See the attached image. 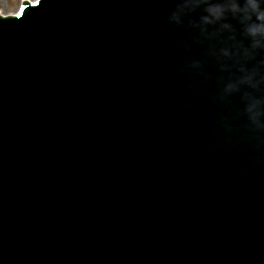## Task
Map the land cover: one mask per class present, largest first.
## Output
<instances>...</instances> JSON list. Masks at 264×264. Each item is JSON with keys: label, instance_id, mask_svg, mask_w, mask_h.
<instances>
[{"label": "water", "instance_id": "water-1", "mask_svg": "<svg viewBox=\"0 0 264 264\" xmlns=\"http://www.w3.org/2000/svg\"><path fill=\"white\" fill-rule=\"evenodd\" d=\"M165 11L42 0L0 18L2 264H264V169L213 172L185 140L208 115L168 95Z\"/></svg>", "mask_w": 264, "mask_h": 264}, {"label": "clouds", "instance_id": "clouds-1", "mask_svg": "<svg viewBox=\"0 0 264 264\" xmlns=\"http://www.w3.org/2000/svg\"><path fill=\"white\" fill-rule=\"evenodd\" d=\"M159 2L179 57L169 97L185 113L207 112L210 158L246 155L244 171L264 169V0Z\"/></svg>", "mask_w": 264, "mask_h": 264}, {"label": "rangeland", "instance_id": "rangeland-1", "mask_svg": "<svg viewBox=\"0 0 264 264\" xmlns=\"http://www.w3.org/2000/svg\"><path fill=\"white\" fill-rule=\"evenodd\" d=\"M24 0H0V14H7L11 12H15L18 8L19 3Z\"/></svg>", "mask_w": 264, "mask_h": 264}, {"label": "bare ground", "instance_id": "bare-ground-1", "mask_svg": "<svg viewBox=\"0 0 264 264\" xmlns=\"http://www.w3.org/2000/svg\"><path fill=\"white\" fill-rule=\"evenodd\" d=\"M29 1H32V0H29ZM13 12H11V13H7V14H12ZM3 15V14H2Z\"/></svg>", "mask_w": 264, "mask_h": 264}, {"label": "snow or ice", "instance_id": "snow-or-ice-1", "mask_svg": "<svg viewBox=\"0 0 264 264\" xmlns=\"http://www.w3.org/2000/svg\"><path fill=\"white\" fill-rule=\"evenodd\" d=\"M21 11H23V6H21Z\"/></svg>", "mask_w": 264, "mask_h": 264}]
</instances>
